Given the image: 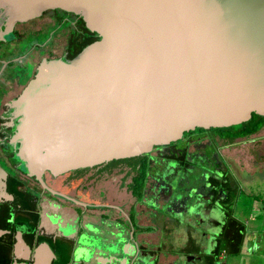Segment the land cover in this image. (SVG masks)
<instances>
[{
  "label": "water",
  "instance_id": "95a60500",
  "mask_svg": "<svg viewBox=\"0 0 264 264\" xmlns=\"http://www.w3.org/2000/svg\"><path fill=\"white\" fill-rule=\"evenodd\" d=\"M57 8L82 17L97 40L74 57L40 65L12 102L13 129L0 140H8L18 169L49 194L74 199L62 193L64 174L74 170L149 154L196 128L264 115V0H0V39ZM7 176L0 164V204L21 206ZM48 223L56 224V239L75 237L78 245L63 258L47 241L32 252L21 227L16 261L148 264L154 256L123 231L103 240L60 215L44 213L39 227ZM7 233L0 227V237Z\"/></svg>",
  "mask_w": 264,
  "mask_h": 264
},
{
  "label": "flooded vegetation",
  "instance_id": "af4514ba",
  "mask_svg": "<svg viewBox=\"0 0 264 264\" xmlns=\"http://www.w3.org/2000/svg\"><path fill=\"white\" fill-rule=\"evenodd\" d=\"M61 16L60 19L54 10H45L37 18L17 23L12 36L0 39V134L5 131L2 139L7 137V131L9 133L13 129L3 126L6 124L4 120H14L9 113L12 102L36 76L40 65L60 57H73L87 34L75 15ZM36 19L40 21L35 22ZM194 130L148 154L147 180L142 197H138L131 188L136 173L124 164L114 170L121 176L112 178V189L100 187L99 183H104L112 175L104 171L102 164L84 168L82 175H78L77 170L64 174L62 183L68 190H57L74 198L72 200L49 194L31 178L32 184L40 186L41 218L44 213L60 215L64 224L76 223L80 231L103 240H114L116 234L123 231L129 239L134 237L142 249H147L152 242L140 238L142 233L163 232L162 228L168 230L171 225L194 229L191 222H180L182 217H186L185 221L197 219L201 225L203 221L220 223L212 219L214 210L228 215L230 212L237 214L239 210L235 212L233 205L243 194L242 186L218 146L220 139L213 138L209 132ZM10 151L0 143V163L13 168L11 157L15 155ZM14 169L19 170L17 166ZM48 175L52 180L59 177ZM91 180L95 182L88 185L87 181ZM48 184L52 186L50 181ZM53 204L59 209L56 210ZM0 205L1 212L2 203ZM89 224L96 228V232L88 228ZM54 225L48 223V227H39V233L53 235L56 232ZM66 240L72 246L78 245L75 237ZM13 247L15 249V244ZM14 249L9 264H20L22 261H16ZM218 263L223 264L222 259Z\"/></svg>",
  "mask_w": 264,
  "mask_h": 264
},
{
  "label": "trees",
  "instance_id": "16d2710c",
  "mask_svg": "<svg viewBox=\"0 0 264 264\" xmlns=\"http://www.w3.org/2000/svg\"><path fill=\"white\" fill-rule=\"evenodd\" d=\"M51 10H54L60 19L62 17L61 14L75 15L80 20L81 25L87 32L81 44L78 46L79 48L77 47L78 52L74 53L73 57L82 51L85 46L90 45L97 40V36H95L94 32L86 27L85 21L79 15L64 11L59 8ZM4 121L6 124L3 126H11V121ZM263 127L264 115L253 113L250 119L237 125L227 127H212L210 129L197 128L194 131H206L209 132L215 139L224 140L226 142H234L239 138H246L254 133L259 132ZM4 134L5 131H2L0 134V140L3 138ZM2 145L7 147L6 142H3ZM9 155L11 156V154ZM12 161L14 162L12 163L14 165L13 168L8 165L5 166L4 163L0 164L5 167L7 171L8 176L6 183L8 191L14 194L21 201V206L2 202V209L0 212V227H7L12 230V233L5 237H0V264H9L12 260L16 234L21 227L26 230L25 240L28 246L35 249L39 243L47 241L55 247L57 257H65L68 254L67 247L70 246L66 239H56L54 235L39 233V223L41 220V209L39 204L41 190L39 184H32L31 178L25 176L21 171L14 169L17 166V158L13 157ZM123 164L131 167L136 173L133 178L131 188L138 197H142L147 180L148 154L112 160L108 163L102 164V166L104 171L112 173L116 168H118L119 165ZM76 172L78 175H82L84 174L85 169H78ZM225 180L228 182L227 178H225ZM228 219L229 218L227 217V220ZM225 223L226 220L224 221V224ZM247 227L248 226L246 223L237 216L230 217L227 229L223 233V243L221 247L217 250H214L209 256L207 255V260L211 264H219L218 260L221 261L222 259V261L226 264L227 261L225 260V257L240 253L245 244ZM256 246L257 245H251V247L249 246L248 251H252V249L256 248ZM221 255L222 258H220Z\"/></svg>",
  "mask_w": 264,
  "mask_h": 264
},
{
  "label": "rangeland",
  "instance_id": "374dc122",
  "mask_svg": "<svg viewBox=\"0 0 264 264\" xmlns=\"http://www.w3.org/2000/svg\"><path fill=\"white\" fill-rule=\"evenodd\" d=\"M218 146L231 164V168L234 169L233 172L238 176V184L242 186L243 194L233 205L234 211L239 210V212L237 214L230 212L228 215L214 210L212 219L220 223L203 221L199 225L197 219L192 221L189 219L194 229L174 228L175 226L171 225L169 232L162 228L163 232H160V235L152 234V241H156L158 236H161L158 247L169 250L174 248L182 253L184 256L178 259L176 264H193V262L194 264H211L207 259L204 260L206 254H211L221 247L223 233L227 229L230 217L237 216L248 226L245 244L252 241L257 247L247 251L246 244L240 253L225 257L226 264H264V127L259 132L246 138H239L233 143L220 140ZM120 176L119 173L115 177ZM113 184L114 181L111 180L109 188L112 189ZM112 192L115 193V191ZM56 264L59 263L56 262ZM148 264H153V261Z\"/></svg>",
  "mask_w": 264,
  "mask_h": 264
},
{
  "label": "crops",
  "instance_id": "0c3cea01",
  "mask_svg": "<svg viewBox=\"0 0 264 264\" xmlns=\"http://www.w3.org/2000/svg\"><path fill=\"white\" fill-rule=\"evenodd\" d=\"M115 179H116V177H115ZM165 231H167V230H165ZM169 231L170 230H168L167 232H169ZM154 232L155 233H159V235H160L159 231L156 232L154 230ZM155 233H147V234L146 233H142V234H140V238H144L147 241H151L152 242L149 245L151 247H149L148 249L150 250V252L154 256L150 259V261H153V264H176L178 259L180 260L181 257L184 256V255L182 253L178 252V250H174V248L172 250H169V249H166V248L162 249L161 247H158L157 245L160 244V242H161V236H158L156 241H152V238H153L152 234H155ZM189 238H190V236H189ZM246 244H244V246ZM152 245H153V247H152ZM251 245L253 246V245H255V243L250 241L249 244H247L246 246L249 249V246L251 247ZM244 246H243V248H244ZM248 249H247V251H248ZM207 255L209 256L210 254H206V257L204 258V260L207 259ZM70 264H74V261H72ZM193 264H194V262H193ZM196 264H198V263H196Z\"/></svg>",
  "mask_w": 264,
  "mask_h": 264
}]
</instances>
